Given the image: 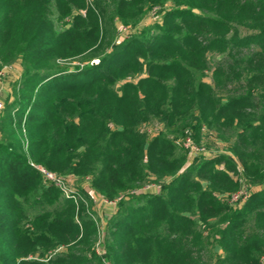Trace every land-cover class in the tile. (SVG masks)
I'll return each mask as SVG.
<instances>
[{
	"label": "trees",
	"instance_id": "1",
	"mask_svg": "<svg viewBox=\"0 0 264 264\" xmlns=\"http://www.w3.org/2000/svg\"><path fill=\"white\" fill-rule=\"evenodd\" d=\"M157 7L161 23L119 36L117 22L136 27ZM53 9L68 19L59 29ZM210 54L223 56L213 84ZM16 59L0 118V264H105L85 197L42 182L23 128L35 163L121 198L109 264H205L210 245L214 264H264V0H0V69ZM203 131L231 140L237 161L189 163L184 138ZM238 164L255 189L233 205ZM150 182L162 189L143 197Z\"/></svg>",
	"mask_w": 264,
	"mask_h": 264
},
{
	"label": "rangeland",
	"instance_id": "2",
	"mask_svg": "<svg viewBox=\"0 0 264 264\" xmlns=\"http://www.w3.org/2000/svg\"><path fill=\"white\" fill-rule=\"evenodd\" d=\"M87 4L90 6L91 3L94 0H86ZM166 8H171V3H167ZM151 11V10H150ZM149 14H147L144 19L136 26V27H131V26H125L119 22L116 23L118 32L120 33L119 36H125L128 32H133L137 33L144 29L146 26H151L154 23H161L160 19L161 17V10L157 8H153L152 11ZM159 11H160V16H159ZM83 16L85 15V11L80 12ZM56 27L59 29L61 26L65 25V22L68 23V19L63 20L61 22L57 21V16L55 13V10L53 9V16H52ZM66 23V24H67ZM249 32H247L244 29H241V34L245 35ZM222 55H217V54H210L209 55V64L211 67V70L206 71V75L204 77V81L207 83L213 84V78H212V73H213V68L220 62ZM67 62L69 65V68L71 70L74 69L76 66H82L80 64L78 58L77 59H69V60H62L59 63L66 64ZM67 65V64H66ZM23 67L21 66L20 62L16 59L13 60L9 63H6L2 66L0 71H3L4 76L2 79H0V102L3 105L2 110H0V118L2 113L4 112L7 103H12L15 99L16 91L18 86L15 85L16 80H18L21 77ZM140 76L136 77H129L127 81L129 82H135L138 80ZM22 78V77H21ZM117 88L119 86H116ZM14 117L16 115L14 114ZM17 119V117H16ZM147 130L150 132L151 135L158 134L161 131H163V125L159 123L158 121H153L146 125ZM22 144H23V149L28 157L29 160V166L31 164L34 165L32 167L35 169L39 175L41 176L42 182L47 183L46 186L51 187V188H57L60 190L61 194L60 197L61 199H64V196L67 197L66 193L67 189H70L72 191H79L81 192L79 196H84V200L87 202L86 206L87 212L90 215L91 219L95 223L97 227V237L95 239L94 243V251L95 253L102 258L103 263L109 264L106 259V250L102 247V242L104 240L105 234H106V227H107V222L114 217V215L117 212V204L116 202H109L107 199H105L104 196L97 194L96 192L93 191L92 187L87 183L86 180L81 181L80 178H72L68 179L65 183H63V186H58L55 183L48 182V180L43 177V175L39 172V170L35 167H42L45 170L49 171L50 173L54 174V176L61 180V176H59L57 173L50 171L43 167L40 164H37L33 161V159L30 156L29 153V140L26 137L27 133L25 129L23 128L22 130ZM18 136V135H17ZM0 138H2V133L0 131ZM194 138V137H193ZM191 136H187L184 138V142L182 143V147L184 149V152L187 154V159L188 162L191 164H196L197 162L200 161H206V160H212L215 159L219 155H225L233 159L234 161H237V159L231 154L229 151V147L231 145V140L227 139H222L217 136L215 133H207L203 131V134H201L200 138L193 139ZM187 140H190L189 142H186ZM233 141V140H232ZM190 147H192L193 153H189ZM188 150V151H187ZM239 165V164H238ZM242 169L239 165V172L237 174L231 173V176L233 179L239 183V191L233 194L226 193V196L229 197L231 203L233 205H239L246 201L248 195L250 192H252L255 187H250V185L247 184L245 177L242 175ZM75 183L78 185L77 187L75 186ZM151 184H148L145 186L147 188L142 190V194L144 195L143 197H147L150 195H155V193L160 192L162 189L163 183H155V182H150ZM161 184V185H160ZM45 185V184H44ZM149 186V187H148ZM66 188L65 190L62 188ZM83 188V189H82ZM158 194V193H157ZM76 197V198H77ZM36 214V211L31 212V216H34ZM211 246V245H210ZM208 247V250L204 254V262L205 264H214V252L212 250V246ZM58 251V250H57Z\"/></svg>",
	"mask_w": 264,
	"mask_h": 264
},
{
	"label": "built area",
	"instance_id": "3",
	"mask_svg": "<svg viewBox=\"0 0 264 264\" xmlns=\"http://www.w3.org/2000/svg\"><path fill=\"white\" fill-rule=\"evenodd\" d=\"M4 76V73H3V71H0V79H2V77ZM2 108H3V105H2V103L0 102V110H2ZM190 140H187L186 142H189ZM189 150H191V151H189V153H193V148L192 147H190V149ZM188 151V150H187ZM31 166L32 167H34V165L33 164H31ZM35 168H37L38 170H39V172L43 175V177H45L49 182H52V183H55L56 185H58L59 187L60 186H63V183H65L64 182V180H59V179H57L55 176H54V174H52V173H50L49 171H47V170H45L44 168H42V167H35ZM149 187V186H148ZM145 188H147V187H145ZM62 189H66L65 187L64 188H62ZM66 191V190H65ZM67 192H69V194H67L66 193V195H67V197H70V196H75L74 194L76 193V192H74V191H72V190H70V189H67ZM77 197V196H76ZM121 198H119V199H117V201L118 200H120ZM117 201H114V202H117Z\"/></svg>",
	"mask_w": 264,
	"mask_h": 264
}]
</instances>
